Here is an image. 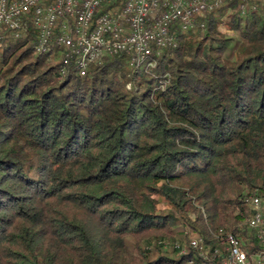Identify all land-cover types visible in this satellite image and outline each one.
Here are the masks:
<instances>
[{
    "label": "trees",
    "instance_id": "1",
    "mask_svg": "<svg viewBox=\"0 0 264 264\" xmlns=\"http://www.w3.org/2000/svg\"><path fill=\"white\" fill-rule=\"evenodd\" d=\"M240 5L83 77L33 25L2 30L0 264H184L220 230L264 253L244 200L264 208V0Z\"/></svg>",
    "mask_w": 264,
    "mask_h": 264
},
{
    "label": "built area",
    "instance_id": "2",
    "mask_svg": "<svg viewBox=\"0 0 264 264\" xmlns=\"http://www.w3.org/2000/svg\"><path fill=\"white\" fill-rule=\"evenodd\" d=\"M250 0H241L245 14ZM225 0H0V38L2 30L14 32L16 38L27 34L29 25L38 31L37 52L63 50V67L74 60L81 76L102 56L126 53L131 64L150 66L157 50L176 47V32L195 29L200 18L217 11ZM253 209L246 219L264 243V208L261 196H246ZM222 249L209 253L205 240L194 238L190 248L198 258L184 264H263L264 253L245 252L233 233L220 230L216 239ZM181 256L186 247L177 245Z\"/></svg>",
    "mask_w": 264,
    "mask_h": 264
},
{
    "label": "rangeland",
    "instance_id": "3",
    "mask_svg": "<svg viewBox=\"0 0 264 264\" xmlns=\"http://www.w3.org/2000/svg\"><path fill=\"white\" fill-rule=\"evenodd\" d=\"M165 206H166L165 204H160V205H159V208H160V209H164Z\"/></svg>",
    "mask_w": 264,
    "mask_h": 264
}]
</instances>
